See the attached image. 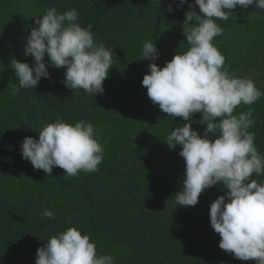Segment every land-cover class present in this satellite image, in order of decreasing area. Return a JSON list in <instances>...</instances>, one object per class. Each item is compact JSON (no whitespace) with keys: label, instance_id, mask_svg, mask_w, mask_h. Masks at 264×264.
<instances>
[{"label":"trees","instance_id":"obj_1","mask_svg":"<svg viewBox=\"0 0 264 264\" xmlns=\"http://www.w3.org/2000/svg\"><path fill=\"white\" fill-rule=\"evenodd\" d=\"M188 0H0V257L2 264H35L36 249L68 227L87 234L98 256L110 254L115 264H255L242 261L218 246L220 236L210 225L209 207L226 191L219 185L205 189L195 206L175 205L181 190L185 161L180 146L169 148L167 134L185 121L172 119L153 104L141 84L149 60L141 58L143 42L152 40L158 66L189 46L181 24ZM171 3L173 12L167 11ZM76 9L81 27L91 30L116 61L95 97L83 89L75 94L61 80L64 68L49 67V78L37 87L21 88L10 61L27 62L24 37L34 25L33 15L48 8ZM195 10L198 12V6ZM236 19L216 20L223 33L212 43L225 57L230 74L250 77L264 92V10L236 8ZM189 23H192L191 21ZM46 62V60H45ZM47 64V62H46ZM253 110L255 146L264 155V97L241 104L233 115ZM57 118L94 125V138L104 148L103 160L92 173L67 176L54 167L51 176L34 170L22 159L24 137ZM190 118L191 127L203 132ZM264 182V175L256 176ZM176 206V207H175ZM175 207V208H174ZM44 209L55 212L44 217Z\"/></svg>","mask_w":264,"mask_h":264},{"label":"clouds","instance_id":"obj_2","mask_svg":"<svg viewBox=\"0 0 264 264\" xmlns=\"http://www.w3.org/2000/svg\"><path fill=\"white\" fill-rule=\"evenodd\" d=\"M187 2L179 0L178 6ZM249 6L264 10V0L189 3L181 24L189 47L176 51L163 66H158L155 61L159 52L153 39L143 42L141 58L149 60V64L141 84L163 113L185 121L164 140L169 148L179 145V155L185 161L175 205L195 206L205 189L219 185L226 191L209 207L210 225L220 236L219 248L236 259L264 264V182L250 179L253 174L264 175V155L255 146V133L248 131L255 126L253 110L233 115L237 106L254 104L264 97V92L252 78L230 74L225 57L212 43L223 33L216 20L236 19L233 10ZM167 11H174L171 3ZM258 13L264 15V11ZM78 15L76 9L59 13L51 7L32 16L35 26L24 36L23 51L33 63L30 66L15 58L10 61L19 83L13 94L21 88L33 90L41 78H49V67L65 69L61 83L73 94L77 89L93 97L103 94V81L113 68L115 54L113 48L97 42L90 24L81 27L77 23ZM195 113L200 114L197 122L205 126L203 132L191 127L190 118ZM94 130L88 121L79 120L73 125L57 118L38 131V138L24 137L20 155L34 170H43L47 176L54 167L70 177L81 171L95 172L103 160L104 148L94 138ZM41 214L55 217L49 209ZM35 264H115V259L110 254L98 256L87 234L68 227L36 249Z\"/></svg>","mask_w":264,"mask_h":264},{"label":"rangeland","instance_id":"obj_3","mask_svg":"<svg viewBox=\"0 0 264 264\" xmlns=\"http://www.w3.org/2000/svg\"><path fill=\"white\" fill-rule=\"evenodd\" d=\"M23 39H24V37H22ZM45 60H46V62H47V56H45Z\"/></svg>","mask_w":264,"mask_h":264},{"label":"water","instance_id":"obj_4","mask_svg":"<svg viewBox=\"0 0 264 264\" xmlns=\"http://www.w3.org/2000/svg\"><path fill=\"white\" fill-rule=\"evenodd\" d=\"M0 264H2V263H1V257H0Z\"/></svg>","mask_w":264,"mask_h":264}]
</instances>
